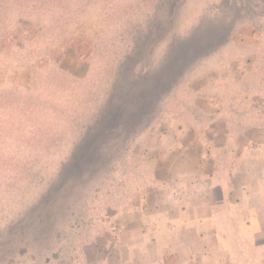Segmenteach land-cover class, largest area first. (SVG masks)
<instances>
[{"label":"rangeland","instance_id":"374dc122","mask_svg":"<svg viewBox=\"0 0 264 264\" xmlns=\"http://www.w3.org/2000/svg\"><path fill=\"white\" fill-rule=\"evenodd\" d=\"M203 80L264 100V0H0V264H144L141 199L206 186L165 154L176 187H145L150 130L191 127L193 110L150 105Z\"/></svg>","mask_w":264,"mask_h":264},{"label":"crops","instance_id":"0c3cea01","mask_svg":"<svg viewBox=\"0 0 264 264\" xmlns=\"http://www.w3.org/2000/svg\"><path fill=\"white\" fill-rule=\"evenodd\" d=\"M246 65L245 58L238 63L244 69ZM202 84L194 89L195 98L185 103L158 100L150 105L193 110L187 117L191 127L150 130L154 136L145 140V150L156 157L151 162L155 174L145 187H176L175 180L166 181L158 174L160 164L166 171L160 163L165 154L175 156L169 167L175 178L176 172L185 171L195 180L205 175L206 186L204 199H160L152 193L141 199L145 200L144 264H264V100H247L244 93L230 100L217 94L209 80ZM247 105L257 110L254 123L259 124L255 146L248 148ZM235 106L238 110L231 112ZM218 108L221 114L215 115Z\"/></svg>","mask_w":264,"mask_h":264}]
</instances>
